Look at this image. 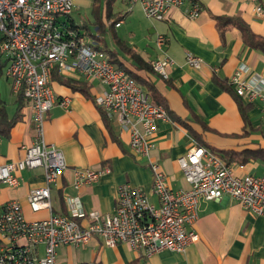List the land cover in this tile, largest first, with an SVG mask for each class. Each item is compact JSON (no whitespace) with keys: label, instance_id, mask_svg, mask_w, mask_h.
Here are the masks:
<instances>
[{"label":"crops","instance_id":"crops-1","mask_svg":"<svg viewBox=\"0 0 264 264\" xmlns=\"http://www.w3.org/2000/svg\"><path fill=\"white\" fill-rule=\"evenodd\" d=\"M116 1H104L103 27L94 24V17L90 22L94 29L90 31L88 23L73 19V11L69 20L95 43L93 37H97L102 48L115 52L118 59L151 85L154 94L165 103L170 116L168 120L157 122L156 146L151 157L161 165L169 185L173 189L188 188L177 158L193 147L196 140L219 151L257 148L264 151L261 103L237 98L229 83L236 68L245 65L244 77L264 88V52L245 44L233 24L219 27L216 21V16L238 17L253 32L264 36V13H255L250 0H185V6L193 1L200 4L202 8L197 17H187L181 6L171 8L163 20H151L144 15L139 3L127 9V4L119 0L121 4L114 11ZM258 3L264 10V0H258ZM86 5L93 7V2L75 1V8ZM119 15L121 22L115 26V18ZM83 24L87 25V32L80 27ZM107 26L111 29V47L104 38ZM158 33L165 36L164 50L174 62L168 68L167 79L137 68L131 53L128 54L129 49L143 62L152 63L160 55L155 46ZM187 52L202 60L198 67L186 62ZM4 69L5 59L0 57V76L4 79L0 78V114L3 122L13 121L10 126L2 125L0 164L21 158L24 146L31 143L34 135L29 102L18 99L11 92ZM65 78L73 81L75 87L55 78L52 87L57 98H70L69 109L54 104L44 123L46 141L55 144L66 160L65 169L50 185L52 211L33 212L27 204V192L43 184L41 167L16 170L20 182L17 186H0V207L4 202L16 199L21 203L26 219L38 220L46 218L50 212L68 214L69 198L78 197L84 212L95 209L112 213L117 188L124 182L141 186L150 201L157 204L145 158L131 151L129 134L120 129L116 116H108L93 101L94 96L106 87L97 80ZM141 85L149 93L147 86ZM238 101L245 108L247 122ZM262 163L263 158L250 157L236 170L264 175ZM103 167H107L108 172L95 182L77 189L72 186L75 168ZM78 221L81 225L88 223L86 217L78 218ZM191 227L198 239L182 252L165 249L145 256L141 249L126 243L106 246L101 238L94 236L84 245L59 246L54 264H264V214L245 210L233 198L222 196L201 200L198 217Z\"/></svg>","mask_w":264,"mask_h":264},{"label":"built area","instance_id":"built-area-1","mask_svg":"<svg viewBox=\"0 0 264 264\" xmlns=\"http://www.w3.org/2000/svg\"><path fill=\"white\" fill-rule=\"evenodd\" d=\"M76 0H0V57L5 59V75L10 89L21 94L31 108L34 135L24 146V155L0 164V186H17L16 170L41 167L43 184L31 188L26 195L31 211H52L50 185L66 167L62 151L49 143L44 135L48 110L57 104L68 110L70 98H57L52 87L54 72L63 77L97 80L106 89L95 95L94 103L108 116L115 115L120 129L129 134L131 151L145 158L151 172V189L157 204L150 201L141 186L121 183L117 188L112 213L98 210L84 212L78 197L69 198L68 214L50 212L46 218L28 220L21 203L8 200L0 207V264H54L56 250L62 245H84L94 236L106 246L126 243L141 249L145 256L162 250L182 252L198 239L191 227L198 217L201 200L229 196L256 215L264 214V175L239 173L242 165L226 163L215 152L194 144L177 158L186 189H173L161 165L151 157L156 146L157 122L168 120L166 109L153 103L148 91L123 69L109 60L108 54L70 22L69 15ZM130 9L139 3L151 20H163L173 7L183 6L189 18L200 14L198 2L184 5L185 0H122ZM253 11L263 14L258 0H250ZM120 18L114 23L120 24ZM165 36L156 34L155 46L160 55L151 63L162 78L174 63L165 52ZM201 59L190 52L186 62L198 67ZM241 65L230 76L234 94L247 102L258 101L264 115V88L244 77ZM108 172L107 167L75 168L72 186L95 182ZM86 217L87 225L78 218ZM74 264H92L77 262Z\"/></svg>","mask_w":264,"mask_h":264},{"label":"trees","instance_id":"trees-1","mask_svg":"<svg viewBox=\"0 0 264 264\" xmlns=\"http://www.w3.org/2000/svg\"><path fill=\"white\" fill-rule=\"evenodd\" d=\"M92 2H93V11L95 13V18H96L94 24L97 25L98 28L103 27L102 17H101V13H100V3H99V0H92ZM119 18H120V15L117 16L115 19L117 20ZM216 21H217V25L219 27L220 26H224V25L229 24V23L230 24H233L234 26H236L239 29V31L241 33V36H242V39H243V41H244L245 44H247V45H249V46H251L253 48L259 49V50H261V51L264 52V36L259 35V34L255 33V32H253L249 28L248 24L244 20H242V19H240L238 17L216 16ZM80 27L82 29H84V31L87 32V25L86 24H83ZM76 28H78V30H79V26H77ZM93 38L96 41V46L102 48L100 46V40L97 37H95V36ZM102 49L108 54L109 60L114 64L115 67H117L119 69H123L127 74H129L138 83L144 84V85L147 86V88L149 90V96H150L151 101L153 103H156V104H161L166 109L167 114H168V117H169L170 116V113H169V111H168L165 103L154 94L155 92H154L153 87L151 85H149L147 82H145L139 75H137L135 72H133L130 68H128L127 66H125L118 59V57H117V55H116L115 52H112L109 49H106L105 47L102 48ZM129 53H131L130 56L132 58H134V60L136 62L135 64H136V67L137 68L150 71L151 73L156 74L159 78L164 79V78L160 77L153 70L151 63L150 64H147V63L143 62L141 60V58L137 54L131 52V50L128 49V54ZM53 78H55L57 81H60V82L65 83V84H68L69 86L75 87V83L73 81L69 80L68 78H65V77L60 76L56 72L53 73L51 79L53 80ZM17 96H18V99H20V100H24L25 99L21 94H19ZM238 106H239L240 111H241V113H242V115L244 117V121L247 122V117H246L245 110H244L245 108L243 107L241 101H238ZM12 122L13 121H10V122H7V123L5 121L3 122V117L0 114V133L2 131V125L3 124L10 126ZM196 145H198V146H204L207 149H209L210 151L215 152L226 163H233V162H235L237 164H245L246 161L250 157H256L258 159L259 158H263L264 159V151L261 148H257L256 150H244V151H234V150H222V151H219V150H216L213 147H210L208 145L203 144L199 140L198 141L196 140Z\"/></svg>","mask_w":264,"mask_h":264},{"label":"rangeland","instance_id":"rangeland-1","mask_svg":"<svg viewBox=\"0 0 264 264\" xmlns=\"http://www.w3.org/2000/svg\"><path fill=\"white\" fill-rule=\"evenodd\" d=\"M92 1V0H91ZM104 1L105 0H101L100 2V13L101 11L104 10ZM121 4V1L117 0L114 4V11L120 6ZM72 16H73V19L76 21V22H79V23H83L85 22L86 24L88 23V25L90 26V31H92L94 28H93V25L91 22L92 19H94L95 17V13L93 11V7H91L90 5H86V6H77L74 10H73V13H72ZM90 23V24H89ZM110 28L107 26L105 28V33H104V38H105V41L107 43V46L108 47H111V33H110ZM117 30V29H116ZM6 67V66H5ZM5 70V69H4ZM3 75V74H2ZM3 76H0L1 80H4L2 79ZM264 163H262L261 165H263ZM264 166V165H263Z\"/></svg>","mask_w":264,"mask_h":264}]
</instances>
